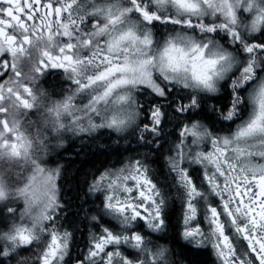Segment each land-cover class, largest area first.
Here are the masks:
<instances>
[{
    "label": "snow or ice",
    "instance_id": "snow-or-ice-1",
    "mask_svg": "<svg viewBox=\"0 0 264 264\" xmlns=\"http://www.w3.org/2000/svg\"><path fill=\"white\" fill-rule=\"evenodd\" d=\"M0 264H264V0H0Z\"/></svg>",
    "mask_w": 264,
    "mask_h": 264
},
{
    "label": "trees",
    "instance_id": "trees-1",
    "mask_svg": "<svg viewBox=\"0 0 264 264\" xmlns=\"http://www.w3.org/2000/svg\"><path fill=\"white\" fill-rule=\"evenodd\" d=\"M102 143V142H101ZM67 151L63 152L62 154L68 158V164H69V180H73L76 176H82V172L86 170L87 168L91 167L93 163L98 162L95 157L90 155L89 153L95 151V147L89 149H84V152L78 154L79 150V142L76 143H70L66 145ZM87 154V155H86ZM80 170L78 172L77 170ZM69 196H71V193H68ZM77 203H79L77 201ZM73 212L76 211L75 208L72 209ZM175 218V217H173ZM175 223V221H173ZM81 229H84L86 227V223H81L80 225ZM174 233V229H173ZM79 234V232L76 233V235ZM194 258L205 261L208 259V256L203 253H195L193 254Z\"/></svg>",
    "mask_w": 264,
    "mask_h": 264
},
{
    "label": "flooded vegetation",
    "instance_id": "flooded-vegetation-1",
    "mask_svg": "<svg viewBox=\"0 0 264 264\" xmlns=\"http://www.w3.org/2000/svg\"><path fill=\"white\" fill-rule=\"evenodd\" d=\"M173 221H175V218H173ZM173 235L175 236V229ZM88 236V229L87 226L84 229L80 228L79 234L76 235V241H75V250L79 251L80 248H83ZM183 241H180L177 247H179L180 244H183ZM203 253V252H200ZM207 255L206 253H203Z\"/></svg>",
    "mask_w": 264,
    "mask_h": 264
}]
</instances>
